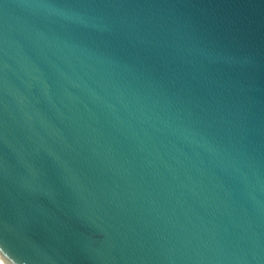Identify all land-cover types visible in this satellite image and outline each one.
I'll use <instances>...</instances> for the list:
<instances>
[{"label": "water", "instance_id": "obj_1", "mask_svg": "<svg viewBox=\"0 0 264 264\" xmlns=\"http://www.w3.org/2000/svg\"><path fill=\"white\" fill-rule=\"evenodd\" d=\"M4 264H264V0H0Z\"/></svg>", "mask_w": 264, "mask_h": 264}, {"label": "bare ground", "instance_id": "obj_2", "mask_svg": "<svg viewBox=\"0 0 264 264\" xmlns=\"http://www.w3.org/2000/svg\"><path fill=\"white\" fill-rule=\"evenodd\" d=\"M0 264H4V263L0 260Z\"/></svg>", "mask_w": 264, "mask_h": 264}]
</instances>
